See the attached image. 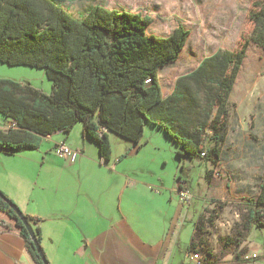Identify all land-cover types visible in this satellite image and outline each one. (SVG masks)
<instances>
[{
	"label": "trees",
	"instance_id": "trees-1",
	"mask_svg": "<svg viewBox=\"0 0 264 264\" xmlns=\"http://www.w3.org/2000/svg\"><path fill=\"white\" fill-rule=\"evenodd\" d=\"M247 17L255 28L237 49L204 57L163 97L157 74L179 57L187 43L189 30L184 26L174 27L165 36L149 35L150 18L140 13L94 4L75 16L62 0H0V61L44 69L51 80L46 93L31 82L0 77V112L15 124L0 129V152L38 148L43 136L58 130L69 133L81 122L83 135L97 142L100 161H107L112 150L109 132L136 145L144 123L149 122L176 142L179 161L200 157L205 151L204 158L216 163L229 129V96L247 45L253 41L264 50V0H253ZM210 69L221 75L211 78ZM200 82L215 89L206 91V106ZM190 112L195 113L190 116ZM206 130L210 131L208 147ZM0 208L16 220L34 261L43 264L28 231L1 198ZM245 208L244 231L264 228V173L256 198ZM25 216L31 224L39 220ZM195 227L191 251H197L192 246L199 238L202 219ZM34 231L40 243L38 228ZM219 239L233 242L228 237Z\"/></svg>",
	"mask_w": 264,
	"mask_h": 264
},
{
	"label": "crops",
	"instance_id": "crops-1",
	"mask_svg": "<svg viewBox=\"0 0 264 264\" xmlns=\"http://www.w3.org/2000/svg\"><path fill=\"white\" fill-rule=\"evenodd\" d=\"M253 82L256 86L252 94H264V77H254ZM234 87L235 83L233 90ZM260 107L258 103L257 107L252 106L250 112H247L251 116L249 123L243 119V124L240 122L234 130H230L229 126L215 163L217 167H222L220 170L226 176H220L218 190L222 191L224 184L232 193L247 195L251 179L260 184L264 173V108ZM10 124L11 121L6 119L0 123V129L5 131ZM108 138L111 139L110 133ZM113 140L119 141L115 138ZM60 142H65L78 152L75 161L55 154L56 144ZM129 142L126 141V146ZM141 144V140L139 144H133L126 155L130 157L137 154ZM30 150L33 152L22 156V160L27 161L28 165L34 163L38 166V180L43 186L48 183L50 188L53 187V196L29 194L25 183L27 177L13 170L8 171L10 167L4 166L9 160L4 155L22 154ZM12 154L0 152V160L3 161V168H0V190L18 203L25 214L39 218L36 224L32 223V227L38 228L40 243L46 249L51 264H170L174 261L172 254L178 245L179 234L169 232L170 224L164 223V230L156 239L150 219H155L157 212L163 213V210L158 211L156 193L150 190V184L143 183L141 179L130 175V171L127 172L128 166L122 151L112 150L108 162L100 161L96 142L83 135L81 125L76 127L75 124L69 133L58 130L43 136L38 148ZM194 159L185 157L180 162L185 164ZM207 171H212L209 166H205L204 174L207 181L212 176V183L216 176L210 172L207 177ZM183 180L186 181V178ZM182 186L181 190L192 192L193 198L188 201L191 204L196 196L188 186ZM143 189L146 190L145 195L153 194L144 202ZM256 191L258 194V188ZM204 207L203 203V210ZM202 215L203 211L194 222L187 246L191 259L190 246L196 223L202 219ZM217 223L221 225L220 220ZM201 246L196 243L192 249L199 251ZM244 246L258 254L260 247L257 244L243 241L241 247ZM223 255V262L218 264L251 263L242 261L241 255H235L233 251H225ZM212 257L210 255L202 264H212ZM262 257L264 263V252ZM182 262L179 259L176 264ZM0 264H37L19 234L16 220L1 208Z\"/></svg>",
	"mask_w": 264,
	"mask_h": 264
},
{
	"label": "rangeland",
	"instance_id": "rangeland-1",
	"mask_svg": "<svg viewBox=\"0 0 264 264\" xmlns=\"http://www.w3.org/2000/svg\"><path fill=\"white\" fill-rule=\"evenodd\" d=\"M252 2L253 0H62L65 9L75 16L94 4L147 15L150 18V25L146 28L149 35H168L178 25L188 29L187 43L179 57L174 62L161 67L157 74L163 97L171 93L180 76L196 69L201 59L213 55L218 50H235L243 43L244 39L249 37L255 28L254 23L247 17ZM209 73L211 78L221 75L217 69H210ZM0 77L18 80L22 83L31 82L36 88L46 93L50 91L51 80L46 76L44 69L37 67L21 64L8 65L0 61ZM254 77H264V50L256 46L255 42L250 41L227 106L230 115L228 122L230 130H234L240 122L243 124V119H246L247 123L251 121V116L247 112H250L252 106L257 107L259 103L264 108V94L255 96L251 92L256 86L253 82ZM198 88L203 101L202 105L206 106V91L213 92L215 89L208 82H200ZM194 113L190 112L189 114L193 116ZM214 113L215 109L211 113V118ZM3 121L5 122L6 118L0 112V123ZM79 125L82 126L81 122L76 123V127ZM109 133L112 150L122 151L124 162L128 166L127 172L130 171V175L141 179L143 183H149L150 190L156 193L157 209L158 211L163 210V213L157 212L155 219H150L154 226L156 239L164 230V223L170 224L169 232L175 231L179 234L178 245L172 254L174 261L170 264H176L179 259L183 260V264H196V261L194 260V262L188 255L187 246L194 230V222L202 211L203 230L196 243L202 245L199 253L203 257V262L213 255L211 263L218 264L223 262L225 256L223 252L233 251L235 255H241L242 261L252 263L256 260L257 264H264L262 260L264 228L254 227L249 232L242 228L243 216L246 212L245 205L257 196V181L250 180L251 184L247 195L232 193L231 189L226 188L224 184L222 191L218 190L220 176L226 177L220 170L222 167H217L215 163L206 160L201 154L192 162L185 164L180 162L176 155L178 150L176 142L168 138L156 125L149 122L144 123L141 148L134 156L126 155L133 145L128 139L112 131ZM206 133L204 143L208 147L210 131L206 130ZM112 137L119 141L115 142ZM126 141L129 142L127 146ZM126 148L127 150H125ZM30 152L33 151L4 155L6 159H9L4 166L10 167L8 171L13 170V172L27 177L25 183L29 194L42 197L53 196V187L50 188L48 183L43 186L38 180V166L34 163L28 165L27 161L22 160V156H27L26 154ZM2 163L3 161L0 160V168H3ZM205 166H209L212 170L210 171L211 175L216 176L212 183H210L212 176L209 181L205 178ZM184 178L186 181L183 180ZM182 185L188 186L196 196L191 204L188 201L193 198L192 192L187 190L191 199L186 202V197H182L179 191V188L183 187ZM144 192L146 190L143 189V202L144 199L153 196L151 193L145 195ZM203 198L205 200H202ZM16 204L18 205V203ZM215 219L220 220L221 225ZM243 234L245 239L239 241ZM219 237H228L233 242L220 241ZM243 241H247L251 245L257 244L260 247L258 254L255 253L257 258L250 257L253 253L247 249L248 247H241ZM157 242L158 240H156ZM167 243L169 244V239ZM40 245L45 252L46 249L44 250L41 243ZM45 254L47 256V252Z\"/></svg>",
	"mask_w": 264,
	"mask_h": 264
},
{
	"label": "water",
	"instance_id": "water-1",
	"mask_svg": "<svg viewBox=\"0 0 264 264\" xmlns=\"http://www.w3.org/2000/svg\"><path fill=\"white\" fill-rule=\"evenodd\" d=\"M0 198L10 207L13 209V211L15 212V214L17 215V217L21 220L22 224L24 225V227L26 228V230L28 231L29 235L32 238V244L36 250V252L39 255V259L41 260V262L43 264H49L47 256L45 254V252L43 251L38 238L36 236V233L32 227V224L27 220L25 214L21 211L20 207H18V205L13 202L10 198L6 197L2 191L0 190Z\"/></svg>",
	"mask_w": 264,
	"mask_h": 264
},
{
	"label": "built area",
	"instance_id": "built-area-1",
	"mask_svg": "<svg viewBox=\"0 0 264 264\" xmlns=\"http://www.w3.org/2000/svg\"><path fill=\"white\" fill-rule=\"evenodd\" d=\"M10 126H15V124L11 123ZM54 152L56 155L69 158L71 161H75L77 156H78V152L75 150H72V148L67 146L65 142H60V143L56 144ZM205 153L206 152H202L201 155H205ZM179 191L183 197H186L185 198L186 201L191 199L190 193L188 191H183V190H181V188H179ZM191 257H192V259H194L196 261L197 264H200L203 261V257L201 256L199 251H191ZM247 257L249 258V255ZM250 257L255 259V258H257V255L255 253H253L252 255H250ZM250 264H257V261L254 260Z\"/></svg>",
	"mask_w": 264,
	"mask_h": 264
}]
</instances>
